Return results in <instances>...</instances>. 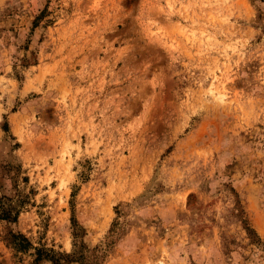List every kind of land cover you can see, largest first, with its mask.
<instances>
[{
    "label": "rangeland",
    "instance_id": "obj_1",
    "mask_svg": "<svg viewBox=\"0 0 264 264\" xmlns=\"http://www.w3.org/2000/svg\"><path fill=\"white\" fill-rule=\"evenodd\" d=\"M0 204V264H264V0H0Z\"/></svg>",
    "mask_w": 264,
    "mask_h": 264
},
{
    "label": "trees",
    "instance_id": "obj_2",
    "mask_svg": "<svg viewBox=\"0 0 264 264\" xmlns=\"http://www.w3.org/2000/svg\"><path fill=\"white\" fill-rule=\"evenodd\" d=\"M4 127H5L4 130H7L6 125ZM12 211L13 210L10 207L6 208L2 204H0V218L5 219V220L15 221L16 215H13ZM16 236H19V238L22 241L21 242L22 244H18V246H17L19 249L25 250L28 247H30V243L22 234L14 235V237H16ZM43 254H44V258H48V259L53 260L55 262L58 261L53 254H49V252H44V251L41 252V250H39V249L36 250V255H37L36 259H40Z\"/></svg>",
    "mask_w": 264,
    "mask_h": 264
}]
</instances>
